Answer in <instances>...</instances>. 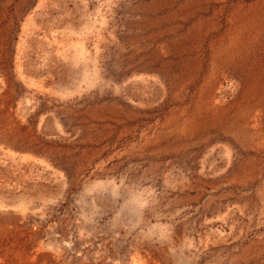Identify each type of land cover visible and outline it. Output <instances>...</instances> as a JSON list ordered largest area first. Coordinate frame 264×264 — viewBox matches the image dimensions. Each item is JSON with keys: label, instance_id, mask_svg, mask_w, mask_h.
I'll return each instance as SVG.
<instances>
[{"label": "rangeland", "instance_id": "1", "mask_svg": "<svg viewBox=\"0 0 264 264\" xmlns=\"http://www.w3.org/2000/svg\"><path fill=\"white\" fill-rule=\"evenodd\" d=\"M0 264H264V0H0Z\"/></svg>", "mask_w": 264, "mask_h": 264}]
</instances>
